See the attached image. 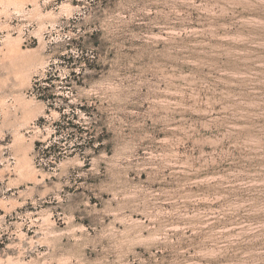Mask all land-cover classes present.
Listing matches in <instances>:
<instances>
[{
    "label": "rangeland",
    "instance_id": "rangeland-1",
    "mask_svg": "<svg viewBox=\"0 0 264 264\" xmlns=\"http://www.w3.org/2000/svg\"><path fill=\"white\" fill-rule=\"evenodd\" d=\"M0 264H264V0H0Z\"/></svg>",
    "mask_w": 264,
    "mask_h": 264
}]
</instances>
